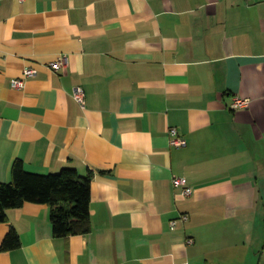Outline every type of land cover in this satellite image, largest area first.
<instances>
[{
  "label": "crops",
  "instance_id": "obj_1",
  "mask_svg": "<svg viewBox=\"0 0 264 264\" xmlns=\"http://www.w3.org/2000/svg\"><path fill=\"white\" fill-rule=\"evenodd\" d=\"M17 160L90 175L91 227L27 202L0 264H264V0H0V183Z\"/></svg>",
  "mask_w": 264,
  "mask_h": 264
},
{
  "label": "trees",
  "instance_id": "obj_2",
  "mask_svg": "<svg viewBox=\"0 0 264 264\" xmlns=\"http://www.w3.org/2000/svg\"><path fill=\"white\" fill-rule=\"evenodd\" d=\"M91 176H80L73 168L59 173L36 174L25 170L21 160L12 168V180L0 183V223L7 220V212L25 203L46 204L55 237L87 234L90 231ZM20 247L14 228L5 236L0 250Z\"/></svg>",
  "mask_w": 264,
  "mask_h": 264
},
{
  "label": "built area",
  "instance_id": "obj_3",
  "mask_svg": "<svg viewBox=\"0 0 264 264\" xmlns=\"http://www.w3.org/2000/svg\"><path fill=\"white\" fill-rule=\"evenodd\" d=\"M67 66V58L63 55L58 57L56 60L52 61L49 64V68L54 71H63ZM36 74L34 69L27 68L24 70L25 77H32ZM11 87L14 89H23L25 87V81L23 79H14L11 82ZM73 98L74 100L81 106L84 107L86 100H85V91L82 87H75L73 90ZM248 105V101L241 99V98H234L231 109L238 110L246 108ZM171 135V145L174 147H185L186 141L180 137H178V133L176 129H170L169 131ZM173 184L176 188H181V194L185 197H189L193 194L192 188L189 187L188 181L185 178H174ZM178 221L186 222L188 221L187 215H182L179 219H175L171 222V227L174 228ZM188 243L192 244L193 240H189Z\"/></svg>",
  "mask_w": 264,
  "mask_h": 264
}]
</instances>
